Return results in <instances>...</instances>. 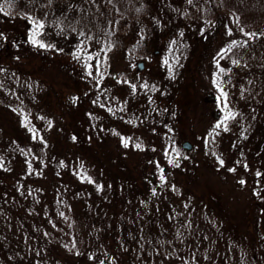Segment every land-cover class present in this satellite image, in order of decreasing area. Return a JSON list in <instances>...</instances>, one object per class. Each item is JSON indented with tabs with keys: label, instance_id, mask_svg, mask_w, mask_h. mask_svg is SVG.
<instances>
[{
	"label": "rangeland",
	"instance_id": "rangeland-1",
	"mask_svg": "<svg viewBox=\"0 0 264 264\" xmlns=\"http://www.w3.org/2000/svg\"><path fill=\"white\" fill-rule=\"evenodd\" d=\"M26 1L29 0H21L18 5H24ZM31 1L35 3L36 0ZM61 1H67L76 9L82 0ZM153 1L157 3L160 0ZM231 20V16L225 14L220 21L231 26ZM145 24L151 30L152 21L146 19ZM200 25L196 20H185L181 28L172 29L167 37L161 35L160 44L152 33L141 35L137 30L126 31L120 36L122 49L107 57L103 74L91 68L84 71L80 63L74 65V70H70L64 64V56L54 58L48 53L43 56L40 51L18 44L16 40L27 38L33 29V25L26 23L23 18L0 26V60L7 54L14 55L18 64H21L17 68L31 73L32 80L43 78V82L48 83V86H44L49 96L46 95V102L42 106L55 117L53 126L46 127L50 138L45 142L46 163L34 162L26 170L23 160L12 162L14 165L9 168L2 163L0 196L10 197L4 194L8 188L4 184L6 178H13L17 182L20 173L25 175L29 169L33 173L30 176L36 189L42 186L45 190L59 188L58 205L66 206V223L70 225L73 214L84 212L86 218L83 223L80 220L78 225H87L88 222L92 226L89 233H86L91 241L83 249L73 246L71 235L65 236L68 241L64 249L65 257L81 259L80 264H96L87 258H93L96 254L85 255L84 251L92 249L94 239L101 238L100 244L103 247L110 245V230L106 226L109 220L110 226H117L131 212L143 218L152 216V209L160 210L166 203L174 207L179 203H186L183 208H187V204L198 207L192 216L199 220L207 212L206 209L212 208L224 214L220 215L221 219L224 218V226L233 225L239 239L249 237L244 233L245 227L253 229L260 222V214L264 215V171H259L251 154L247 160L243 153L249 154L254 149L256 139L246 143L243 151L233 148V134L226 138L224 134L218 133L221 137L210 141L213 131L223 129L215 127L224 119V114L220 109L219 100L222 98L218 99L220 91L214 83L220 76L225 77L219 69H224L229 63L230 56L222 50L228 49L232 41L241 36L237 29L229 35V29L224 32L220 28L204 38L201 33H195ZM194 35L199 37L198 41ZM243 37L247 39L244 34ZM141 42L143 51L130 54L131 47L134 44L141 45ZM176 47L181 51L173 55L170 49ZM190 49L192 60L185 62L184 54L187 51L190 53ZM91 55L95 56L96 50H92ZM139 62L144 63L142 70H138ZM88 71L92 74L88 75ZM115 74L122 80L116 87L110 86V78H114ZM70 84L75 85L70 89ZM145 84L147 87H144ZM132 85L136 86L135 91ZM99 86L100 91L97 90ZM86 92L90 96L98 95L105 101L101 100L99 106L90 103ZM73 98H76L75 102ZM134 105L138 108L134 109ZM107 110L120 118L111 116ZM248 119L247 116L246 121ZM26 120L33 121L39 129H45L44 121L33 115ZM245 126L240 125L242 128L249 127ZM19 130L26 131L21 126L19 114L0 108V150L11 146L14 142L12 138H15ZM54 133L59 138H52ZM240 138V141L234 143L239 145L243 142L244 139ZM124 140L128 141L127 147L124 146ZM185 141L193 145L192 150H182L181 144ZM41 144L43 142L38 141L35 146ZM136 144L141 147L137 148ZM173 146L180 153L179 157L173 151ZM218 157L224 161L223 166ZM169 158L178 161L179 167L169 163ZM72 159L75 161L70 164ZM79 165L85 171L78 168ZM261 166L264 170V163ZM160 169H163V181L160 179ZM84 177L91 178L93 182H88ZM241 180L245 183L241 184ZM54 196V193L48 196L46 203L50 204ZM191 209L188 207L186 219ZM143 218L141 222L145 224ZM261 224L264 225V219ZM98 231L101 233L97 236ZM249 239L254 240L251 237ZM95 260L99 261V258Z\"/></svg>",
	"mask_w": 264,
	"mask_h": 264
},
{
	"label": "trees",
	"instance_id": "trees-1",
	"mask_svg": "<svg viewBox=\"0 0 264 264\" xmlns=\"http://www.w3.org/2000/svg\"><path fill=\"white\" fill-rule=\"evenodd\" d=\"M19 1L21 0H15V3L9 5L6 0H0V6L7 12V15L0 13V26L18 18L25 19L26 23L32 26L27 16L38 18L44 22L45 27L41 30L42 35L37 39L45 44H53L55 47L40 48L32 44L30 40L32 30L29 31L30 35L27 38L17 39L18 44L22 43L24 46L40 51L44 54L43 56L46 53L54 58L64 56L63 58L66 59L64 64L70 70L80 63L84 71H87L89 68L86 65L90 62L91 69H95L98 74L105 72L107 57L114 51L122 49L120 36L126 31L137 30L141 35L152 33L156 36L158 43L161 35L167 37L172 29L181 28L185 20L191 19V22L196 20L201 24L195 33H201L204 38L220 28H223L224 32H228V29L231 31L237 29L241 37L243 35L241 29L243 32L257 34L252 38L247 36V39L237 37L234 41L241 43L247 41V45L232 46L230 51L224 53L230 57L228 58L229 63L224 68L225 77L220 76L218 80L227 93L226 100L223 98L219 100L220 109L224 117L231 111L235 114V118L227 121V131L224 127L222 130L213 131L210 141H214L215 138L219 139L218 137L221 136L218 133L224 134L226 138H230L233 134L235 136V139H231L233 148L243 151L246 149V143L256 139L257 144L254 149L249 154L244 151L243 153L246 154L247 160L251 154L252 160L258 164L259 171H264L260 168L264 163V35H261L264 34V0H192V3L188 0H174V2L173 0H160L157 3L153 0H110V2L104 0L103 3L95 0H82L80 7L76 9L67 1L62 2L61 0H52L51 4L48 0H36L35 3L29 0L30 3L26 1V4L18 5ZM225 14L231 16V26L220 21ZM237 17L239 18L238 23ZM146 19L152 21L151 30H148L145 24ZM248 29L250 31H246ZM81 31L86 35L80 36ZM194 36L198 41L199 37ZM81 40L84 44L81 46L82 50L78 52ZM109 42L112 44L111 51H107ZM92 50H96V54L99 53L98 69L95 58L91 61L87 60ZM170 50L173 55L181 51L177 47ZM142 51L143 43L134 44L129 53L139 54ZM74 54L79 55L80 59L74 58ZM192 54V49L190 53L187 51L184 54V61H191ZM233 54L234 57H232ZM23 59L26 60L27 57ZM234 60L239 61V64H234ZM20 65L11 54H7L0 60V108L18 113L21 126L26 129L25 132L17 131L16 140L12 138L14 142L11 146L0 150V165L3 163L9 168L10 165H14L12 162L23 160L26 170V168H31L34 162L46 163V158H44L47 152L46 124L53 123L55 118L50 116L53 113L47 112L42 106L46 102V95L49 96L45 91L48 83L44 79L45 84L43 78L32 80L31 73L17 68ZM111 69L107 71L108 75ZM226 84L229 86H225ZM100 88V86L97 87V90L100 91ZM87 92L90 103L101 105L100 101L103 99H100V96L95 97L93 94L90 96ZM225 103L227 108L224 107ZM107 111L110 113L109 110ZM30 115L44 121L45 129L37 128L33 121L28 122L26 118ZM110 115L115 114L110 113ZM247 116L248 121H246ZM241 124L249 127L242 128ZM18 128L21 129L19 125ZM239 128L242 129L238 131ZM239 133L247 142L242 140L243 142L237 145V141L241 140ZM52 138H59V136L54 133ZM38 141L43 144L37 147L35 143ZM57 141L58 139L55 142ZM74 161L75 159H72L70 164ZM78 168L85 171L81 165ZM30 175L33 173L29 169L25 175L20 173L17 182L13 181V178L11 180L6 178L7 180L4 181L5 186L8 187L4 194L10 197L0 196V264H70L71 262L80 264L81 259L78 260L72 256L65 257L64 249L68 244L65 236L71 235L73 246L83 249L88 245L91 240L86 233H89L92 226L88 222L87 225L80 224L81 227L78 225L82 215L86 218L85 213L73 214L70 225H68L64 217L66 206L64 208L58 205L60 202L59 188L45 190L42 186L36 189ZM53 193L55 196L50 199L49 203L54 206L50 207L47 204V197L53 196ZM57 205L58 207L54 208ZM91 208L93 209L92 206ZM151 215L143 218L131 212L121 224L106 225L110 230V246L103 247L100 244L101 238L94 239L92 249L84 251V254H96L93 258L87 257L97 262L96 264H264V225L261 224L264 215L262 214H260V222L253 226V229L245 227L244 233L254 239L251 241L249 237L239 239L233 225L224 227L210 222L207 225L211 227L210 234L220 230L225 233V238L214 240L208 239L207 228H204L201 222L194 228L191 226L192 222H189L188 231L183 230L184 226L170 229L167 223L159 222L156 209H152ZM208 217L205 215L204 218ZM142 218L145 224L141 222ZM176 219L179 224V218ZM229 227H231L230 230H228ZM100 233L101 231H98L96 235ZM213 251L223 252L221 262H219L218 253L212 254ZM64 258L69 260L65 261ZM97 258L99 261L95 260Z\"/></svg>",
	"mask_w": 264,
	"mask_h": 264
},
{
	"label": "snow or ice",
	"instance_id": "snow-or-ice-1",
	"mask_svg": "<svg viewBox=\"0 0 264 264\" xmlns=\"http://www.w3.org/2000/svg\"><path fill=\"white\" fill-rule=\"evenodd\" d=\"M6 2L9 5H11V4L15 3V0H6ZM48 2H49V4H51L52 3V0H48ZM109 2H110V0H109ZM188 2L189 3H192V0H188ZM0 13H3L4 15H7V12H5V10H4V8L2 6H0ZM27 19L33 25V29H32L31 36H30L31 43L34 44V45H36V46H38V47H40V48H54L55 45H53V44H45L43 41L37 39L38 36L42 35L41 30L44 29V27H45L44 22L42 20H40L38 18H34L32 16H27ZM238 21H239V18L237 17V23H238ZM73 31H75L74 28H73ZM241 32L245 36H248L249 38L255 37L257 35L255 33H246V32H243V29H241ZM228 34L229 35L232 34L230 29H229V33ZM0 35H2V33H0ZM79 35L83 37L86 34L83 31H81L79 33ZM261 35H264V34H261ZM88 39H92V38L91 37H88ZM83 44H84V41L81 40L80 41V45H78V49H77L78 52L82 50V47L81 46ZM246 45H247V41H244L243 43L238 42V41H232V44L229 46V48L226 49V50H222V51H230L232 46H246ZM111 48H112V44H111V42H109L108 43V47H107V51H111ZM60 51H62V49ZM74 58L80 59V56L77 55V54H74ZM94 58L97 60V69H98L99 68V63H100V61H99V53H97L95 57L93 55H88L87 56V60H89V61L93 60ZM165 63H167V61H165ZM233 63L238 65L239 64V61L234 60ZM86 67L90 69L92 67V65L91 64H88V65H86ZM217 67H219V64L218 63H217ZM219 71L221 73H223V72H225V69L220 68ZM91 74H92L91 71H88V75H91ZM214 83L216 84V87L220 91V97L218 99L223 98L224 100H226L227 99V93L223 90V88L221 87L220 83L218 81H214ZM144 87H147V85L145 84ZM132 88H133V91H135L136 86L135 85H132ZM75 99L76 98H73V102H75ZM224 107L225 108L228 107L226 103L224 104ZM234 118H235V114H233L231 111H229L228 114L224 117V119L220 123L216 124L215 127L216 128H221L223 126L224 127V130L227 131L228 130L227 129V126H226L227 121L229 119H234ZM73 139H75V137H73ZM123 143H124V146L125 147L128 146V141L127 140H124ZM136 147L137 148H140L141 145L140 144H136ZM173 151H176V149H175L174 146H173ZM167 155H168V153H166V156ZM179 155H180V153L178 151H176V156L179 157ZM218 159H219V162H220L221 166H223L224 161L222 159H220L219 157H218ZM169 163L175 164V166L179 167V163L176 160H173V159L169 158ZM160 171L162 173L160 179L163 181L165 179V177L163 176V169H160ZM229 171H235V169H229ZM259 175H260V173L257 172V176H259ZM84 178L85 179H88V182H90V183L93 182L91 180V178H88V177H84ZM240 183L241 184H244L245 181L241 180ZM61 215H63V213H61Z\"/></svg>",
	"mask_w": 264,
	"mask_h": 264
},
{
	"label": "flooded vegetation",
	"instance_id": "flooded-vegetation-1",
	"mask_svg": "<svg viewBox=\"0 0 264 264\" xmlns=\"http://www.w3.org/2000/svg\"><path fill=\"white\" fill-rule=\"evenodd\" d=\"M94 47H97V45H94ZM128 79L130 80L131 78H128ZM120 81H122V80H120V78H117V76L114 78H110V82H111L110 86L116 87V86H118V84H120ZM75 84H76V82H75ZM75 84H72V85H75ZM72 85L70 86V89H71ZM110 96H112L111 91H110ZM120 103L122 104V101H120ZM134 104H135V102H134ZM133 108L137 109L138 106L134 105ZM50 116H52V115L50 114ZM50 125L53 126V123L49 122L48 124H46V127L49 128ZM226 126H228V125H226ZM49 139L50 138L47 135V138L45 139V141H49ZM181 147H182V144H181ZM181 160H182V158H181ZM150 181L152 182V180H150ZM171 200H172V198H171ZM48 205L50 206L51 204H48ZM172 205L173 204H171V203H166V206L164 208H162L160 210L156 209L160 223H167L168 224L167 227H169L170 229H178L179 227L184 226L183 230L188 231L187 228H188L189 222H192L191 226H193V228L198 226V223L201 222L203 224L204 228L205 227L207 228L206 230L208 231V235H207L208 239H214L215 240V239H221L223 237L225 238V233H223L221 230L219 232H213L212 234H210L211 227L207 226L210 222H213V224H215V225H223L224 226V223H225L224 218L221 219V217H220V215H224V214H222L220 212H216L212 208H208V209H206L207 212L205 213V215L209 216L208 218H204L205 217V215H204V217L201 220L193 219L192 215H193V212L196 209V207L191 206V204L190 205L187 204V206L189 208L191 207L192 209L190 210V215L186 219L185 216L188 215V207L183 208L186 206V203H185V205L183 203H179L178 206H176V207H174V205H173L174 209H172ZM176 218H179L178 219V220H180L179 224H177ZM83 219H85V217L82 215L81 219H80L82 223H83ZM80 220H79V222H80ZM108 224L110 225V220L108 221ZM171 226H173V227H171ZM183 230H182V232H183ZM216 253H218L217 256L219 257V262H221L223 252L222 251L221 252L220 251H213L212 252V254H216ZM224 263H225V260H224Z\"/></svg>",
	"mask_w": 264,
	"mask_h": 264
},
{
	"label": "water",
	"instance_id": "water-1",
	"mask_svg": "<svg viewBox=\"0 0 264 264\" xmlns=\"http://www.w3.org/2000/svg\"><path fill=\"white\" fill-rule=\"evenodd\" d=\"M137 67H138V70H142L143 67H144V63L143 62H139L137 64ZM192 147H193V145L190 142H188V141L183 143V148L186 149V150H191Z\"/></svg>",
	"mask_w": 264,
	"mask_h": 264
}]
</instances>
